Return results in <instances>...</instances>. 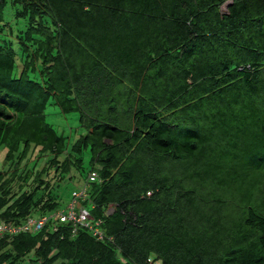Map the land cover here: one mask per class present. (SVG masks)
<instances>
[{
  "label": "trees",
  "instance_id": "obj_1",
  "mask_svg": "<svg viewBox=\"0 0 264 264\" xmlns=\"http://www.w3.org/2000/svg\"><path fill=\"white\" fill-rule=\"evenodd\" d=\"M1 146L0 223L96 172L106 238L50 222L0 264H264V0H0Z\"/></svg>",
  "mask_w": 264,
  "mask_h": 264
},
{
  "label": "built area",
  "instance_id": "obj_2",
  "mask_svg": "<svg viewBox=\"0 0 264 264\" xmlns=\"http://www.w3.org/2000/svg\"><path fill=\"white\" fill-rule=\"evenodd\" d=\"M97 180V173H90L87 184L73 191L72 200L64 210L56 211L49 216L41 218L30 216L20 225L0 223V237L5 235L19 236L21 234H35L43 230L50 222H54L55 224L71 225L74 229V234L79 227H82L98 241L105 240L106 236L101 228V223L93 220L89 211L83 207V203L88 201L89 183L96 182ZM150 195L151 194L148 193L147 196L150 197ZM112 212L113 209L109 211V213ZM153 261V259H149L148 263L154 264Z\"/></svg>",
  "mask_w": 264,
  "mask_h": 264
},
{
  "label": "rangeland",
  "instance_id": "obj_3",
  "mask_svg": "<svg viewBox=\"0 0 264 264\" xmlns=\"http://www.w3.org/2000/svg\"><path fill=\"white\" fill-rule=\"evenodd\" d=\"M226 12V10H223ZM5 17L8 22L11 24L15 23V11L12 7H8L5 12ZM47 121L49 124L53 125L55 129L59 132H65V135L72 136L73 140L78 131V118L77 117H65L56 107H49L47 111ZM6 149L4 146L0 147V171H6L8 169V164L6 162ZM77 182L75 181V184ZM65 187V186H63ZM77 187H75L76 189ZM72 189L73 185L65 187L63 196L61 199V210H64L68 207L69 203L72 200Z\"/></svg>",
  "mask_w": 264,
  "mask_h": 264
}]
</instances>
